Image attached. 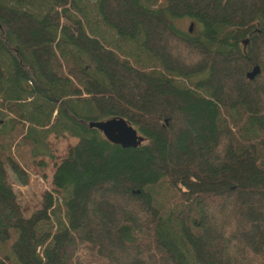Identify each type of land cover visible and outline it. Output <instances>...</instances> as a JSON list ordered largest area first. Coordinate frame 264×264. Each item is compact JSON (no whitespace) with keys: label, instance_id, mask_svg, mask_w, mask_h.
Here are the masks:
<instances>
[{"label":"trees","instance_id":"1","mask_svg":"<svg viewBox=\"0 0 264 264\" xmlns=\"http://www.w3.org/2000/svg\"><path fill=\"white\" fill-rule=\"evenodd\" d=\"M138 2L182 73L147 48L141 26L118 33L104 0H0V171L11 149L28 152L26 167L53 159L51 135L89 143L98 162L95 175L60 169L49 211L30 188L29 217L2 175L0 200L18 225L0 239L2 263L73 264L77 246L91 245L107 264H264V0H223L211 27L192 17L195 34L166 0ZM44 39L46 63L32 47ZM113 106L166 125L146 129ZM114 117L142 143L122 148L89 127ZM79 198L80 221L69 207ZM5 219L0 210V230Z\"/></svg>","mask_w":264,"mask_h":264},{"label":"rangeland","instance_id":"2","mask_svg":"<svg viewBox=\"0 0 264 264\" xmlns=\"http://www.w3.org/2000/svg\"><path fill=\"white\" fill-rule=\"evenodd\" d=\"M105 3L102 6V12L105 19L109 23L114 25L120 34L132 35V29L136 30L138 26H141L145 32L146 37L149 39L147 48L158 56L164 63L166 69L171 73H180V69L172 65L171 61L162 53L157 45V30L160 24L152 21L148 17V12L152 10L150 7H142L138 0H104ZM170 9L178 15L187 14L181 19L176 21V25L183 31L191 29V33L195 34L197 31L196 21L192 17L201 20L207 27H211L213 24L219 21L221 17V3L223 0H166ZM51 23L57 24L62 27L64 22L60 20V17H54L50 19ZM124 31V32H123ZM112 37L114 35L109 32ZM45 39L39 41L36 45H31L37 51V57L42 63H46L48 51L46 50ZM229 58L227 61H230ZM182 73V72H181ZM216 81V80H215ZM213 80L212 84L215 82ZM210 85L211 80L209 81ZM218 100L216 97L214 98ZM129 109H120L110 107L108 112L111 114H120L130 118L136 125H139L150 130H154L158 124L166 123L159 122V120H151L149 122L144 121V114L139 109H134L132 106H126ZM4 113L0 110V122L6 121L3 116ZM168 140V136L164 138ZM1 142V141H0ZM47 144L50 149L53 159L37 158L32 160L31 165L27 166L28 158L24 152L20 149L17 153L16 149H11L9 155L11 158L7 159L3 166V170L0 171V182L2 184V175L5 174L8 177L12 190L16 194L17 202L22 210L24 217H29L34 209L33 204L27 197L26 192L31 188L40 199V195L43 194L45 201V209L49 211L53 206V202L60 201L61 192L54 188V181L57 173L60 169L66 168L68 170H81L96 174L98 162L93 156H91V150H89V143H79L77 139L64 136L55 138L53 135L47 139ZM90 153V154H89ZM70 157V158H69ZM71 159V160H69ZM30 161V159H29ZM34 161V162H33ZM66 161V162H65ZM67 161H71L72 164L68 165ZM30 164V163H29ZM85 190H80L81 196H84ZM177 199V198H176ZM175 199V201H176ZM178 200V199H177ZM1 201V200H0ZM9 201V200H8ZM2 202V201H1ZM72 204V203H71ZM72 209L74 216L80 221L81 213V198L73 201V205L69 206ZM1 215L8 220H4L3 229L0 230V239L4 241L7 238V228L17 227V217L13 213L12 208L8 205V202L0 203ZM46 217L48 215L46 214ZM19 258L22 259L23 246H16ZM41 248V252H42ZM73 264H107L103 259L97 256L96 249L91 245L77 246L74 251L72 260ZM0 264H4L0 260Z\"/></svg>","mask_w":264,"mask_h":264},{"label":"water","instance_id":"3","mask_svg":"<svg viewBox=\"0 0 264 264\" xmlns=\"http://www.w3.org/2000/svg\"><path fill=\"white\" fill-rule=\"evenodd\" d=\"M189 32H191V29H189ZM257 71L258 67L253 68L249 76H254ZM89 127L98 130L108 142L122 148H136L144 139L135 128L121 117L91 122Z\"/></svg>","mask_w":264,"mask_h":264}]
</instances>
